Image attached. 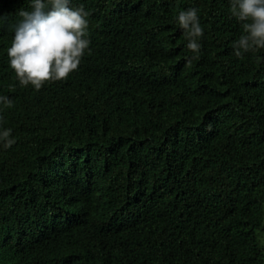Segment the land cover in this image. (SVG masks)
<instances>
[{
	"label": "trees",
	"instance_id": "obj_1",
	"mask_svg": "<svg viewBox=\"0 0 264 264\" xmlns=\"http://www.w3.org/2000/svg\"><path fill=\"white\" fill-rule=\"evenodd\" d=\"M232 3L69 0L88 48L36 90L7 55L31 0H0V264H264V47L235 56Z\"/></svg>",
	"mask_w": 264,
	"mask_h": 264
},
{
	"label": "clouds",
	"instance_id": "obj_2",
	"mask_svg": "<svg viewBox=\"0 0 264 264\" xmlns=\"http://www.w3.org/2000/svg\"><path fill=\"white\" fill-rule=\"evenodd\" d=\"M30 11L19 12V22L7 50L10 67L22 85L31 84L39 90L46 81L63 80L76 70L88 48L84 39L88 12L69 7V0H31ZM232 15L242 24L244 35L234 44V54L264 47V0H233ZM178 23L189 37L187 48L199 51L197 38L203 35L197 10L181 11ZM0 101L10 104L7 97ZM11 130H4L0 140L8 148Z\"/></svg>",
	"mask_w": 264,
	"mask_h": 264
},
{
	"label": "rangeland",
	"instance_id": "obj_3",
	"mask_svg": "<svg viewBox=\"0 0 264 264\" xmlns=\"http://www.w3.org/2000/svg\"><path fill=\"white\" fill-rule=\"evenodd\" d=\"M258 236H259V240H260L261 245L264 247V236H263V234L259 233Z\"/></svg>",
	"mask_w": 264,
	"mask_h": 264
}]
</instances>
